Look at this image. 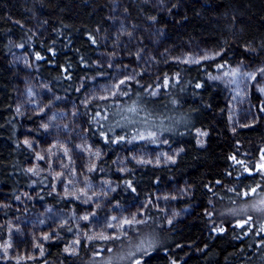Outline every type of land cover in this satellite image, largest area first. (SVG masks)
Masks as SVG:
<instances>
[{
	"label": "trees",
	"instance_id": "1",
	"mask_svg": "<svg viewBox=\"0 0 264 264\" xmlns=\"http://www.w3.org/2000/svg\"><path fill=\"white\" fill-rule=\"evenodd\" d=\"M160 1L0 0V182L11 184L6 119L12 79L3 63L4 31L17 30L14 19L25 22L39 16L43 34L30 38L31 49L41 65L49 59L62 64V79H55L54 87L74 97L79 81L99 83L112 73L96 59L107 46L118 50L121 33L110 19L111 7L117 6L127 25L123 34L136 35L150 48L152 43L146 42L161 40L170 58H159L152 72L137 74L114 94L84 102L78 111L111 151L150 136L139 147L180 150L170 166L130 164L118 189L123 205L151 195L154 187L185 182L192 189L184 202L192 211L178 223L160 227L158 218L149 214L150 223L141 229L151 228L147 235L154 242L135 264H256L249 257L263 250L264 235L251 222L249 205L264 193V127H230L228 88L217 77L236 69H264V0ZM194 45L213 54L197 64L172 59ZM128 54L118 63L136 67L135 56ZM117 113L129 117L126 125ZM198 129L208 134L204 147L197 144ZM32 182L43 186L47 181ZM39 201L70 208L66 199L44 192ZM246 207L249 212L244 213ZM121 242L94 244L75 258L54 257L45 264H120L113 257Z\"/></svg>",
	"mask_w": 264,
	"mask_h": 264
},
{
	"label": "rangeland",
	"instance_id": "2",
	"mask_svg": "<svg viewBox=\"0 0 264 264\" xmlns=\"http://www.w3.org/2000/svg\"><path fill=\"white\" fill-rule=\"evenodd\" d=\"M160 3L156 0L157 5ZM110 19L122 38L118 50L107 46L96 62L112 73L99 83L79 81L74 97L54 87V80L62 79V64L49 59L41 65L31 49L30 38L39 39L43 34L39 16L25 22L14 19L17 30L4 31L3 63L11 70L12 79V102L6 119L9 142L5 143L11 151L6 163L11 184L0 182V264H45L54 257L75 258L94 244L118 241L122 246L113 259L135 264L154 242L147 235L151 228L141 229L150 223L151 214L161 222L160 227H170L192 211L184 203L192 195L191 186L185 182L154 187L151 195L123 205L118 189L130 164L170 166L180 150L139 147L141 142L152 140L150 136L128 143L119 152L111 151L95 137L92 124L78 111L84 102L114 94L137 74L152 72L159 58H170L161 40L146 42L152 43L150 48L138 42L136 35L123 34L127 25L117 6L111 7ZM128 52V56H135L136 67L118 63ZM212 54L206 46L194 45L172 59L197 64ZM217 81L228 88L226 105L233 130L264 127L263 68L224 72ZM117 114L120 124L126 125L129 117ZM207 135L204 130L195 131L199 147L205 146ZM43 179L47 181L43 186L30 184ZM41 192L66 199L70 208L40 202ZM249 209L254 215L251 222L264 235V193ZM257 253L249 258L264 264V248ZM237 264L243 263L239 260Z\"/></svg>",
	"mask_w": 264,
	"mask_h": 264
}]
</instances>
